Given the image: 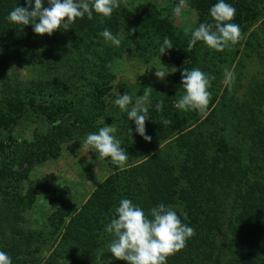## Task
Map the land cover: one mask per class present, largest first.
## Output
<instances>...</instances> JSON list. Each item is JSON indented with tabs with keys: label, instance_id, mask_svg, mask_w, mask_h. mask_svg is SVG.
Here are the masks:
<instances>
[{
	"label": "trees",
	"instance_id": "obj_1",
	"mask_svg": "<svg viewBox=\"0 0 264 264\" xmlns=\"http://www.w3.org/2000/svg\"><path fill=\"white\" fill-rule=\"evenodd\" d=\"M217 2L187 0L199 12L202 23H214L210 8ZM226 2L236 9L230 22L240 25L257 17L254 6L261 0ZM126 3L121 0L111 18L93 12L92 19L87 15L77 18L67 31L61 27L52 35H38L32 25L7 19L15 7L27 6L26 0H0V69L14 60L38 70L28 83L3 81L2 126L7 127L11 121L7 117L17 118L27 104L35 111H47L55 119L56 111L36 104V94L49 90L52 95L62 85L79 88L95 84L90 91L97 88L95 101L92 95L86 103L68 105L76 118L56 125L39 148L44 154L77 132L97 128L95 121L105 112L100 97L112 87L111 65L116 59L133 52L144 61L161 57L181 65V70L167 79L169 90L162 110L148 108V120L152 121L147 134L151 142L144 140L135 131V122L129 120L132 134L122 147L128 152L126 166L112 173L80 207L67 194L43 227L26 229L24 215L9 204L11 214L0 219V250L11 256L13 264H107L109 259L111 264H127L109 252L107 245L113 236L106 226L116 218L120 200L128 198L146 213L161 203L171 206L184 223L195 229L187 246L168 257L167 264H264V63L249 85V104L244 102L235 113L212 112L201 122L185 126L174 110L178 83L183 69L195 66L197 46L202 41L191 51L188 47L183 50L178 44L185 38L170 18L154 7L135 14ZM105 28L119 34V47L99 35ZM165 37L172 41L173 48L161 55L159 48ZM162 118L172 123L164 125ZM99 126L103 127L101 122ZM33 158H25L28 164L24 169L21 163L22 170L0 176V193L12 189L4 186L9 176L16 180L27 176ZM46 246L52 252L45 253Z\"/></svg>",
	"mask_w": 264,
	"mask_h": 264
},
{
	"label": "rangeland",
	"instance_id": "obj_2",
	"mask_svg": "<svg viewBox=\"0 0 264 264\" xmlns=\"http://www.w3.org/2000/svg\"><path fill=\"white\" fill-rule=\"evenodd\" d=\"M126 2V6L135 14H139L143 8L154 7L162 16L170 18L178 34L185 38L183 44H178L183 50L188 47L191 39V34L186 35L183 29L189 25L195 29L202 23L199 12L189 3L181 15L175 16L173 8L178 4L177 0H126ZM254 7L257 17L253 20L248 18L239 25L242 38L238 43L229 45L223 51L212 49L204 42L197 46V62L193 68H199L214 76L215 79L209 89L212 95L205 112L184 111L175 107L177 117L185 122V126L201 122L212 112L221 110L226 113L230 110L235 113V110L244 102L249 104L252 97L249 85L254 80V76L258 72L261 73L264 63V0ZM2 43L0 40V46ZM173 67L177 71L171 72ZM157 68L169 72L165 79L156 77ZM225 69L234 74V81L230 85L225 83ZM111 70L114 73L112 87L105 94H101L100 100L105 103V112L103 117L95 121L97 128L77 132L54 146L50 153L40 152V146L54 133L58 123L63 120L73 121L76 118L75 114L68 109V105L86 103L92 95L94 101L97 99V88L90 91L95 84L79 88L74 86L63 88L62 85V88L52 95L48 89L42 94H36V104H44L53 112L56 111L55 119L48 115L47 111L43 113L35 111L34 107L27 104L25 111L17 118L13 115L7 117V120H11L7 127L2 126L0 122V176L13 170H22L21 163L24 169L28 164L25 158L29 155L34 156V164L25 178L16 180L14 176H9L5 181V189L8 190L9 187L12 189L9 193H0V219L11 214L9 206L11 204L13 210L17 208L21 216L24 215L26 229L31 230L45 226L48 218L58 210L56 206L61 203L63 197H67V194L77 207L84 204L102 182L112 173L123 169L128 163L126 162L121 168L113 165L110 158L100 159L98 154L88 152L87 149L82 148V142L86 136L91 132H97L101 128L99 126L101 122L103 127L111 125L116 129L115 136L121 141V147H123L124 140L132 132L128 127L127 113L114 105V99L127 92L133 97V104L140 100L144 106L155 108L161 100L164 102L168 94V77L181 70V65L161 57H151L150 60L144 61L133 52H129L116 59L111 65ZM37 71L36 66L14 60L2 66L0 104L5 101L2 90L6 87L3 81L14 79L16 82L28 83L35 77ZM149 86L153 89L148 100L144 101L142 95L144 89ZM183 94L184 89L180 81L176 104ZM21 97L27 98L23 95ZM151 121H146V132ZM226 122L228 126L231 125L230 120L226 119ZM124 149L127 152V149ZM36 154L38 156L35 157ZM230 206L232 203L228 207ZM2 215L3 218H1ZM52 250L46 246L44 251L48 254Z\"/></svg>",
	"mask_w": 264,
	"mask_h": 264
},
{
	"label": "clouds",
	"instance_id": "obj_3",
	"mask_svg": "<svg viewBox=\"0 0 264 264\" xmlns=\"http://www.w3.org/2000/svg\"><path fill=\"white\" fill-rule=\"evenodd\" d=\"M27 6H17L8 15L7 19L15 24L23 26L32 25L38 35H52L63 27L65 31L70 28L77 18H93V12L105 18H111L114 10L121 6V0H26ZM187 7V0H179L173 8L175 16L181 15ZM236 9L226 0H218L210 8V15L214 23H200L195 29L191 25L183 30L186 35L191 34L188 43V51L198 41L217 51H223L229 45H235L242 38V30L238 24L231 23L235 17ZM104 21L101 20V23ZM135 32V29H132ZM105 42H111L116 47L121 45L119 34H113L108 28L99 33ZM172 41L165 37L159 48L161 55L172 49ZM171 72H175L173 67ZM169 72L157 68L155 75L163 80ZM181 84L184 94L176 104L178 109L205 112L210 100L211 83L215 79L211 74L205 73L199 68L188 70L184 68ZM234 74L225 69V83L231 84ZM152 87L144 89L142 98L147 101ZM121 111L126 112L129 120L135 122L136 132L151 142L152 137L146 132V121L151 118L149 109L140 100L133 104V97L127 92L118 95L114 101ZM131 105V107H130ZM161 100L156 109L161 111ZM164 125L172 122L161 120ZM132 132V130L130 129ZM116 129L111 125L99 128L97 132H91L82 142V148L88 152L98 154V158H110L113 165L123 167L128 160V152L121 147V141L115 136ZM116 218L106 226V231L112 234L113 239L107 245L112 257L116 260L126 261L127 264H167L168 257L183 250L187 246L189 238L195 235V229L184 223L175 209L163 203L153 207L150 213H146L141 206L134 204L131 199L123 198L115 209ZM185 215V219H186ZM0 264H13L11 256L0 250ZM111 264V259L107 262Z\"/></svg>",
	"mask_w": 264,
	"mask_h": 264
}]
</instances>
